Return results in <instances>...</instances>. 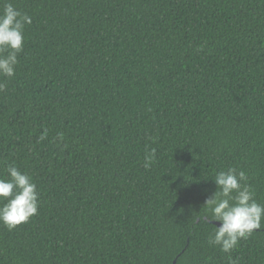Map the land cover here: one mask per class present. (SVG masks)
<instances>
[{"label": "trees", "instance_id": "1", "mask_svg": "<svg viewBox=\"0 0 264 264\" xmlns=\"http://www.w3.org/2000/svg\"><path fill=\"white\" fill-rule=\"evenodd\" d=\"M4 2L32 22L0 77V178L39 204L0 224V264H264V220L223 253L203 219L229 167L264 204V0Z\"/></svg>", "mask_w": 264, "mask_h": 264}, {"label": "clouds", "instance_id": "2", "mask_svg": "<svg viewBox=\"0 0 264 264\" xmlns=\"http://www.w3.org/2000/svg\"><path fill=\"white\" fill-rule=\"evenodd\" d=\"M31 22V17L13 3H3L0 9V77L11 78L15 75L17 57L23 50L24 29ZM5 88L6 82L0 80V92ZM46 134L45 130L39 140H44ZM154 159L153 149L145 155L143 166L150 168ZM7 175L8 179L0 178V224L11 230L37 214L39 193L31 176L14 164L7 166ZM212 179L215 191L203 203L211 215L210 220L208 215L203 219L215 225L209 233L208 243L212 247H219L223 253H231L240 239H247L253 231L262 228L264 204L254 199L243 171L229 167L218 171ZM182 211L178 209L177 214ZM229 264H238V258L229 257Z\"/></svg>", "mask_w": 264, "mask_h": 264}, {"label": "water", "instance_id": "3", "mask_svg": "<svg viewBox=\"0 0 264 264\" xmlns=\"http://www.w3.org/2000/svg\"><path fill=\"white\" fill-rule=\"evenodd\" d=\"M175 261H176V260L174 259L173 264H175Z\"/></svg>", "mask_w": 264, "mask_h": 264}]
</instances>
